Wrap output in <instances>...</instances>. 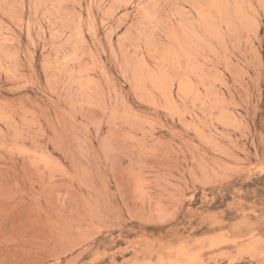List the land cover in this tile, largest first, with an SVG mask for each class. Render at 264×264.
Instances as JSON below:
<instances>
[{
    "label": "rangeland",
    "instance_id": "rangeland-1",
    "mask_svg": "<svg viewBox=\"0 0 264 264\" xmlns=\"http://www.w3.org/2000/svg\"><path fill=\"white\" fill-rule=\"evenodd\" d=\"M0 264H264V0H0Z\"/></svg>",
    "mask_w": 264,
    "mask_h": 264
}]
</instances>
